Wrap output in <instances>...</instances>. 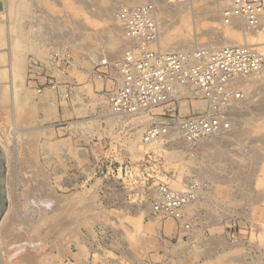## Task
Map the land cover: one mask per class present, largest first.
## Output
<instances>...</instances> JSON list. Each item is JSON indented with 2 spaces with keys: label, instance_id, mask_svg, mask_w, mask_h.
<instances>
[{
  "label": "rangeland",
  "instance_id": "rangeland-1",
  "mask_svg": "<svg viewBox=\"0 0 264 264\" xmlns=\"http://www.w3.org/2000/svg\"><path fill=\"white\" fill-rule=\"evenodd\" d=\"M4 1L0 0V11L4 10ZM41 1V10L32 13L34 19H24L30 31L24 84L30 90L27 107L33 112L17 123L20 138L14 130L10 103L0 104V145L6 157L8 209L0 222L10 236L1 239L0 264H8L3 250L11 252L17 246L10 258L12 261L19 256L16 264H47L44 260L53 256L71 264H264V70L247 77L244 85H236L244 97L234 113L233 128L210 137L196 153L178 143L177 138L169 139L170 145L166 141L144 144L145 122L150 117L134 116L133 123L119 125L111 139L84 141L88 153L83 155L79 152L82 141L63 136L56 123L63 115L86 112L74 107L69 111L62 109L52 90L38 95L28 83V54L45 57L48 50L44 41L49 33L63 37L77 58L73 75L89 88L93 83L101 89L105 83L91 81L88 69L101 55H111L106 26L118 25L114 18L122 5H137L145 0L120 2L106 21L97 15V9L107 0H85L86 4L82 0ZM217 1L194 3L196 9L189 17L192 47L165 50L159 42L153 47L163 51L192 50L204 45L222 47L210 39V29L218 30L224 24L222 14L227 6L208 10ZM189 2L193 6L192 0ZM39 15L45 18L43 27L38 20L30 23ZM239 30L241 43L246 39L264 52L258 48L262 45L257 44L258 34L243 38V25ZM123 50L124 46L112 59L120 57ZM65 149L69 159L81 167H69L73 163L64 158ZM145 150L153 153L146 163ZM95 163L99 167H90ZM126 164L133 167L132 174L125 172ZM143 167L175 187H181L193 175L209 181L210 188L203 197L185 210L195 219L190 239L183 237L176 221L151 216L153 187L143 185ZM70 168L73 188L65 184ZM87 206L91 213H87ZM42 213L49 218L45 230L39 232L36 217ZM234 218L239 220L233 228L236 240L228 235ZM170 222L173 228L169 226L165 231V224ZM32 238H36L35 242H29ZM28 247L34 255L23 256V249Z\"/></svg>",
  "mask_w": 264,
  "mask_h": 264
},
{
  "label": "built area",
  "instance_id": "built-area-1",
  "mask_svg": "<svg viewBox=\"0 0 264 264\" xmlns=\"http://www.w3.org/2000/svg\"><path fill=\"white\" fill-rule=\"evenodd\" d=\"M189 0H145L137 5H122L117 13L124 50L112 59L101 55L88 69L91 81H103L101 89L79 82L72 73L77 66L73 50L65 38L49 33L44 43L47 55L28 54V83L38 95L54 91L59 105L84 110L85 115L65 116L56 123L62 135L80 142L79 152L87 154L86 140L111 139L119 125L131 122L134 116H148L143 142L146 145L166 141L172 134L190 152L214 137L233 128L234 113L243 100V90L236 86L241 78L253 76L264 68V52L243 42L218 48L200 46L192 50L162 51L157 47L160 36L158 12L163 3L182 4ZM222 14L224 24L234 17L243 19L245 33L264 30V0H228ZM72 113V112H71ZM175 140V139H173ZM178 142V143H179ZM98 150V146H96ZM145 150L144 163L152 158ZM64 158L69 159L65 149ZM90 167H99L98 163ZM126 173L133 167L125 165ZM143 167L142 182L150 184V214L153 218L172 219L179 225L183 237L195 225L194 217L185 211L210 188L209 181L198 175L188 177L181 187L153 176ZM66 171L65 184L73 188L74 178ZM238 218L230 224L228 235L236 240Z\"/></svg>",
  "mask_w": 264,
  "mask_h": 264
},
{
  "label": "bare ground",
  "instance_id": "bare-ground-1",
  "mask_svg": "<svg viewBox=\"0 0 264 264\" xmlns=\"http://www.w3.org/2000/svg\"><path fill=\"white\" fill-rule=\"evenodd\" d=\"M122 1L125 2L126 4H133L135 2H138L139 0H107L106 2H103V4L99 3L100 5L97 9V15L104 18L106 21V18L109 17L110 13L117 6H119V3ZM196 1L197 0H192L193 6L190 5L189 1L186 3H182V4H165V3H163L161 5V8L158 12V20H159V26H160V36H159L158 42H159L160 48L166 50V49H173V48H188L191 46L193 38L191 37V28L189 27L191 25L189 23V19H190L189 17L191 15V13L193 12V10L195 11V9H196V7H195L196 5L194 4ZM4 3H5L4 10L0 11V104L5 105V103L6 104L8 102L10 103V108H11L10 110L12 111V118L15 120V123H16L14 126V130L17 132V135L19 137L20 136L19 133L21 132V129L18 128V126L20 124L17 126V123L22 122L23 118L25 119V116L28 113L33 112L31 108L27 107V104H28L27 99L29 98L30 90L24 84L25 59H26L27 50H28V46H29L28 44L30 43V42L28 43L29 38H30V31H29V27L25 23V20H26L25 17H27V16H29V17L31 16L30 18L35 17V16H33L35 14L34 12H36V14H37V12H39L41 10L43 5H42L41 0H28V1L27 0H5ZM81 3L86 4V1L82 0ZM92 3H94V1ZM228 3H229L228 0H219V1L215 2V4L213 2L214 6H211V5H213V4H211L210 8L208 7L209 8L208 10L209 11H215L217 6L220 9L224 8L228 5ZM87 4H89V2ZM207 5H208V3H207ZM199 8H201L200 4H199ZM44 11H45V9H44ZM32 13H34V14L32 15ZM215 16L216 15H213V16L211 15V17H215ZM114 19H116V21H117V17ZM36 20H38L41 23L40 25L42 27L46 22V21H44L45 18L43 16L40 17V15H39V17L35 18V20H30L31 21L30 23H33V22L35 23ZM119 25H120L119 22H118V25L116 23H113L110 26L107 25L106 26L107 29L105 30L108 32L107 38L112 44L110 47V48H112V49H110V50H112L111 55L109 54L111 58L116 57V53H118L120 50H122V47L125 44V42L123 40L122 28ZM242 25H243V34H244L243 38L244 37L248 38L250 35L258 34V37H259L258 40L260 42H258L257 44H259V45L262 44L258 48L264 50V30L253 31V32H249L246 34L244 31V21H243V19L238 18V17H234L230 24H223L222 28H220L218 30L210 29L212 34H213V36H211L210 39L212 42L217 44V46L241 44V38H242L241 34L242 33L240 34L241 31L239 29H241ZM210 39H209V41H210ZM243 41L249 43L248 40H246V39ZM76 55H77V53H76ZM263 70H264V68H263ZM255 75H257V74H255ZM246 82H247V77L241 78L236 83V85L237 84L244 85ZM247 94H249V93H247ZM7 106L9 107V105H7ZM238 133L239 132H237V134ZM177 136H178V134H176V133L171 135V137H173V138H177ZM178 142H179V140H178ZM5 181H6V178H5ZM6 184H7V182H6ZM5 192H7L6 189H5ZM73 197H76V196H73ZM6 198H7V195H6ZM191 205H193V204H189L187 207H189ZM90 208L88 206L86 207L87 213H91L92 210L89 212ZM6 211H8L7 206H6V209L3 213V215L5 213H7ZM3 215H2V217H3ZM260 216H263V215H260ZM2 217H1V219H2ZM36 218H38L36 222L39 223V224H37V227H39V232L40 231L43 232L45 230L44 224L46 223V221H48L49 216L45 215V213H42V215H40V217H36ZM78 219L79 218H77V220ZM2 220H4V217ZM38 220H40L41 222ZM36 222L32 223V226L34 224H36ZM42 223H43V225H42ZM72 223H73V221H72ZM2 225L4 226V224L3 223L1 224V222H0V243H1V239L3 238V236L6 235L5 234L6 229L2 230V227H3ZM34 228H35V225H34ZM45 228H46V225H45ZM8 229H7V231H8ZM30 230L31 229H29V232H31ZM37 233H38V231H37ZM5 237H10V236L6 235ZM35 239H33V238L29 239V242H31L33 240L35 242ZM33 243H31V246L34 245ZM16 246H17V244H16ZM22 246H21V248H22ZM17 248H18V246L14 250L11 248V252H10V250H3L4 251V257L7 260L8 264H16L18 259L20 258L19 256H16V259L12 257L13 259H11L12 261H10V258L13 255L12 252H15ZM31 251L33 252V249L28 247V249H26V250L23 249V253H21V254H23V256H24V254L25 255H27V254L31 255V253H32ZM35 255H36V253H35ZM17 257H19V258H17ZM43 257H44V255H43ZM34 258H35V256H34ZM42 259H44V258H42ZM23 261H25V260H23ZM44 261H46L47 264H55L59 261H60V264H71V263H65L64 261L61 260L60 257H57V256L56 257L53 256L50 259H47Z\"/></svg>",
  "mask_w": 264,
  "mask_h": 264
},
{
  "label": "water",
  "instance_id": "water-1",
  "mask_svg": "<svg viewBox=\"0 0 264 264\" xmlns=\"http://www.w3.org/2000/svg\"><path fill=\"white\" fill-rule=\"evenodd\" d=\"M5 170H6V157L0 145V219L7 206V198L5 192Z\"/></svg>",
  "mask_w": 264,
  "mask_h": 264
},
{
  "label": "crops",
  "instance_id": "crops-1",
  "mask_svg": "<svg viewBox=\"0 0 264 264\" xmlns=\"http://www.w3.org/2000/svg\"><path fill=\"white\" fill-rule=\"evenodd\" d=\"M192 206V205H191ZM189 206V207H191ZM171 226L170 228L172 229L173 228V224L170 222V223H166L165 224V231L167 230V227Z\"/></svg>",
  "mask_w": 264,
  "mask_h": 264
}]
</instances>
